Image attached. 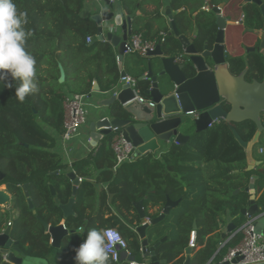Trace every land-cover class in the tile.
<instances>
[{"label": "trees", "instance_id": "16d2710c", "mask_svg": "<svg viewBox=\"0 0 264 264\" xmlns=\"http://www.w3.org/2000/svg\"><path fill=\"white\" fill-rule=\"evenodd\" d=\"M120 1L124 10L136 20L133 34H143L146 40H152L160 32L168 31L167 26H161L164 19L162 0ZM15 3L20 11L27 14L25 27L31 36L26 42V50L37 61L38 90L21 102L15 96L14 87L7 88L0 84V170H12L5 171L6 177L0 182V188L5 186L13 198V209H20L22 201H26L22 186L30 185L37 214L29 211L28 205L22 210L20 223L26 231L18 240L27 257L47 259L54 249L38 217L49 225H60L64 218L59 205L69 202L73 188V183L67 177L69 166L54 152L57 140L52 134L63 132V91L68 88L76 94H87L93 87L95 77L103 91H107L118 84L120 72L110 43L98 41L95 47L86 44L87 37L96 36L98 28L90 17H81L84 0H15ZM145 3L153 7L152 15L148 17L150 19L138 15ZM200 3L201 0H171L170 6L174 12L183 9L175 15L181 34L190 36L194 33L200 43L208 39L212 47L217 34L215 14L201 12L195 17L191 16L196 12L192 7L200 9ZM214 4L217 5L218 1ZM151 24H158L159 31L153 32ZM248 27L254 28L250 22ZM162 49L166 56L179 57L183 53L178 38L170 34L162 43ZM252 55L246 58L228 56L230 72L238 76L248 69L247 81L261 82L264 78V58L260 53ZM66 59L71 63L72 70L83 71L87 77H79L73 84L69 81L60 84V66H63L68 80ZM149 61L148 57L139 56L137 63L147 62L148 66ZM104 64L107 72L101 70ZM188 72L193 74L190 68ZM144 73L137 78V86L146 97L145 91L150 84L142 80ZM11 82L19 84V81ZM110 111L118 114L119 108L112 106ZM262 119L264 125V116ZM233 128L245 142L251 141L257 132V126L252 121L232 124V127L223 121L207 132H186L190 136L186 145L174 144L160 156L148 154L119 167H116L111 147L113 136L107 137L100 146L102 150L98 156L88 155L75 168V173L84 181L76 195L74 209L77 215L65 221L70 235L64 240L61 252L71 257L68 264H75V248L92 228L117 229L126 240L131 255L138 257L141 240L134 229L140 225V218L134 204L143 201L147 217L155 219L161 215L168 198L187 204L176 216L177 230L173 235L170 230L158 235V227L170 216L151 229L149 236L153 244L168 237V241L157 250L158 257L167 260L168 264H185V258L180 256L189 247L196 223V247L200 249L191 259L192 264H208L219 249L214 260H222L230 247L239 244L241 236L236 235L223 248L219 246V235L206 238L220 230V223L225 224L229 219H234L236 226L241 224L245 218L241 212L250 205L251 195L246 189L253 176L258 177L256 194L264 189V157L257 153L259 148L264 149V133L254 149V158L260 164L255 170L248 171L246 152L236 139ZM89 168L100 172L97 182L107 183V190L99 193L96 185L87 181ZM193 189H200L201 193L190 201L189 191ZM108 193L116 194L111 205H108ZM99 199L98 216L87 215L88 210L96 209ZM258 205L264 207V190ZM111 209L119 217L112 215L105 218ZM9 217V212L0 214V231L6 228ZM81 227L87 229L83 228L84 232L78 233ZM110 264L116 263L110 260Z\"/></svg>", "mask_w": 264, "mask_h": 264}, {"label": "water", "instance_id": "95a60500", "mask_svg": "<svg viewBox=\"0 0 264 264\" xmlns=\"http://www.w3.org/2000/svg\"><path fill=\"white\" fill-rule=\"evenodd\" d=\"M171 1V0H170ZM120 7L116 9V7ZM213 13L216 14L217 34L212 47L208 39L200 43L197 36L189 37L178 29L175 21L174 11L167 6L165 15L170 22V35L178 38L183 53L182 63L176 62V56H166L162 45H158L154 52L148 54V74L142 80L148 81L149 89L145 91L148 102L140 103L136 100V92L129 85H124L118 95L111 96L102 102V107L110 108L118 106L119 113L109 111L103 113L97 122L90 125V143L97 148L101 136H112L115 131L123 134L124 138L135 147V158L148 154L156 155L161 151L162 146L167 151L172 145H186L190 136L186 132L193 130L196 134L207 132L209 126L214 122L225 121L232 127V124H239L245 121H252L257 126L254 138L245 142L239 133L233 128L234 135L247 155L248 171L255 170L260 162L254 158V149L260 143L264 133V78L261 82L247 81L248 69L240 75L235 76L230 72V65L226 56V31L235 22H227L219 7L210 4ZM111 12L103 11L92 16V20L99 26L98 39L107 41L116 48L121 55L125 54V45L133 34L135 18L124 10L120 0L117 5L112 6ZM178 14V13H177ZM140 16V13H138ZM105 23L110 27L103 28ZM144 23V22H142ZM141 23V24H142ZM103 28V29H102ZM122 30V36L115 31ZM106 31V32H105ZM264 58V36L257 50ZM179 56V57H180ZM158 59V69L152 60ZM193 70V74L188 72ZM59 83L66 82V72L60 66ZM123 72L121 75L125 76ZM95 91L99 92L96 86ZM154 104V107L151 106ZM229 107V110L227 109ZM28 147V146H27ZM162 152V153H164ZM6 174L0 170V182ZM67 177L73 183L72 198L67 204H60L64 220L75 217V203L77 191L81 185L80 178L75 172H69ZM258 177L253 176L246 191L251 195L250 205L241 212L244 217H260L264 214V208L256 203V181ZM30 185L22 186L29 211L37 214L35 204L31 198ZM113 194L110 198H113ZM13 202L11 195L0 190V209H5ZM59 204V200L56 199ZM182 200L173 201L168 198L161 215L158 218L150 219L144 210V202L134 204L140 218V225L135 232L141 240V255L145 264H168L167 260H161L157 250L163 246L168 237H164L156 244L150 242V230L161 224L170 214L178 208ZM44 231L51 238V246L60 250L64 239L70 234L65 224L52 226L38 217ZM222 226V223H220ZM194 224V231H197ZM237 230L233 223L227 225L222 234V240L228 233ZM0 256L4 263L25 264L27 255L22 251L18 240L12 238V229L8 227L0 231ZM136 256H129L126 252L121 253V260L125 262L136 261ZM240 258L232 262L222 264H236ZM211 260L208 264H212ZM185 264H192L191 257L186 258Z\"/></svg>", "mask_w": 264, "mask_h": 264}, {"label": "crops", "instance_id": "0c3cea01", "mask_svg": "<svg viewBox=\"0 0 264 264\" xmlns=\"http://www.w3.org/2000/svg\"><path fill=\"white\" fill-rule=\"evenodd\" d=\"M208 1H210V0H201V3L199 4L200 9L193 6L192 9L194 11H196V12L194 13V15H191V16L192 17H195L198 14H200L201 12H204L202 10V7ZM170 2H171L170 0H162V5H163L162 14L164 16V19H163V23L161 24V26H162V28H164L165 26L168 27V31L166 32V33H168V35L170 34V22H169L168 18L165 15V10H166L167 6H170ZM228 2L229 3L226 2V3H223L222 5L225 6L226 4H228L227 7H226V9L224 11L226 13V16L227 15H230L231 16L229 18L231 20H234L235 21V24L233 26H229L228 29H227V31H226V38H225L226 39V49H227L228 53L231 56H234V57L235 56H243L244 57V56H246L244 50H245V48L247 46H252V44H253V38L251 37L252 35H250L248 37H250L251 39L244 41V38H245V36H244V30H243L242 26L239 23V21L241 19V14L239 13V10H238V6L241 4V0H228ZM117 3L115 5H117ZM119 8L120 7H118V6L116 7V9H119ZM196 9H198V10H196ZM141 10L142 11H139L140 15L141 14L142 15H145V18L150 19L148 17L152 15V11H153L152 5H150L148 3H145L143 5V7L141 8ZM102 12H103L102 11V7H101V5L99 3L95 2V1H91V0H89V1L84 0V5H83L82 11H81V17L82 18H89L90 17L92 19V16L96 15L97 13H102ZM179 12L180 11L174 12V14H177ZM95 24H96V26L98 28V31H99L98 24L96 22H95ZM151 25H152V31L153 32L159 31V28L160 27L158 28V24H151ZM110 26H111L110 23H105L104 26H103V28L106 29V28H108ZM144 31H146V29H144ZM115 32L117 34H119L120 36H122V30L120 28L118 30H116ZM161 33L162 32H160V34ZM189 35H190L189 37H194L195 36L194 33L193 34H189ZM89 37H92V36H89ZM92 38H93V40H92L91 43L88 42V40H87L88 37L86 39V44L88 46H90V47L97 46L98 45L97 44L98 41L99 42H107V41H100L98 39V33H97L96 36H93ZM107 43H109V42H107ZM111 46H112V44H111ZM114 53H115V57H116V54H118V55H120L122 57V60L124 62L123 70L128 75H130L133 78L137 79L138 77H141L142 76L141 73L143 71H145L144 76H146L148 74L147 62L146 63H142V64H138L137 63L138 57H139L138 55H134V54H124V55H121L116 48H114ZM66 61H67V63L69 62L68 59H66ZM152 61L155 64V70H157L158 69V59H154ZM116 65H117V63H116ZM68 66H69V70H67V77H68V80H66L67 82L69 81V83L73 84L75 82V80H77L79 77L80 78H82V77L83 78H86L87 77L86 74H85V72H83V71L81 72V71L72 70L71 63H68ZM98 67L99 66L97 65L96 68H98ZM117 68H118V70L120 72V77H121V73L122 72L120 71V69H119L118 66H117ZM101 70H103L104 72H107V66L104 64L102 66ZM98 83H99L98 82V78L95 77L93 79V87H92V89L90 90L89 93L86 94L87 95V104H88V107L87 108H88L89 114H88V118H87V123L85 124V126L82 127V129L80 131V134L77 137H75L74 139H72L70 142L63 143L62 134H57L56 132H53L52 133L54 135V137L56 138V140H57L56 146L54 148V152L57 153V154H59L61 156L63 162L69 166V168L67 170L68 173L69 172H72V171L75 172L76 166L77 165L79 166L80 164H82L86 160V158H87L88 155L93 154V156L95 157V156H98L99 153H101L100 150H102V149H101L100 146H101L102 142L105 139L104 140H100V142L98 143L97 148H93L91 146V143H90L91 142L90 141L91 139H90V131H89V128H90V125L93 122H97L101 118V115L103 113H106V112H109L110 111V108L102 107V102L104 100L110 98L111 96H113V94H114V91L113 90H114L115 87L118 86L119 82H118V84L116 86H114L112 89H109L107 91H103L102 87ZM96 86L99 87V92L95 91ZM68 91L70 93L74 94L69 89H68ZM137 91H138V96L140 98H144V99L148 100V98L145 97L140 92V90H138V86H137ZM112 136L114 137V135H112ZM165 148L166 147L163 145L161 151L158 152L156 154V156H160L162 154V152H164ZM257 153H258L259 156L264 157V149L263 148H259L257 150ZM89 173H90V177L87 178V181H89L92 184H95L96 187L98 188V192L99 193L102 190H107L108 189L107 183H98L97 182V177L99 176L100 172H98L94 168H89ZM79 178H81V177H79ZM81 179L84 181L83 178H81ZM4 188H5L4 191H7L6 190V187H4ZM0 190H3V187L0 188ZM263 190L258 195L256 194V203L257 204H258L259 197L263 193ZM189 192H190V194H189V196H190L189 197V200L191 201L195 195L201 193V190L200 189H193V190H190ZM111 194L114 195L113 198H110V195ZM108 195H109L108 205H111L113 199L116 197V194L115 193H108ZM100 203H101V199L97 200V202H96V209L94 211L88 210L87 211V215H89L91 213V214H93V216L94 215L95 216H98L97 215V213H98L97 211H98V209L100 207ZM186 204H187V202L184 201L178 208H176L171 213L170 216L174 215V213L176 211L181 212L185 208ZM259 207L260 208H264V207H262L260 205H259ZM13 208H14V204L12 202L7 207V209H6V210H8L7 212L10 213V217H9L10 219L8 220V223H6V228L5 229H7L9 227V223H12V225L10 226V228L12 229V238H14L15 240H18L19 236L23 235L25 233L26 229L25 228H22V226H21L22 225L20 223L21 215L18 212L19 211V208L18 209H13ZM1 213H4V209H2ZM112 215L119 217V215L114 210H112L111 213L108 212L105 215V218L111 217ZM237 217H240V215L237 216ZM233 221H234V219H229L225 224H222V226H220V230H218L216 233L208 236L206 239H209L210 237H213L215 235H219V241H220L219 242V246H220V248L225 247V245L227 243H229L233 239V237H235L237 235L238 230L245 223L246 217L244 218V220H242L241 224L237 225V230L236 231L231 232V233H228L227 236L222 240V234L224 232V229L227 227L228 224L233 223ZM61 224H66L65 223V220H63L60 223V225ZM257 226H258L259 232L264 235V214L262 216H260V218L258 220ZM83 228L82 227L79 228L77 230V232L78 233H83L84 232V229H87L86 227L84 229ZM135 230L136 229H134V231ZM193 232L196 233V231H193ZM191 236H192V233H191ZM150 242L152 244L154 243L151 239H150ZM63 243H64V241H63ZM63 243H62V245H63ZM50 245H51V238H50ZM230 248H232V247H230ZM199 249H200V247L197 246L195 248H192L190 246V244H189V247L185 249V251L180 256V258L184 257L185 258V262H186V258L188 256H190L191 259H192L194 257V255L196 254V252ZM61 250H62V247H61L60 250L54 249V251H52L51 255L47 259H40V260L45 261V264H57V263H59V264H68L70 262L71 257L67 253L61 252ZM220 250L221 249L218 250V252L214 256V258L212 259L213 260L212 264H222L223 263L224 258H225L226 255H224L223 259L220 260V261L214 260ZM140 253H141V250H140ZM139 256H141V260H139V258H138ZM138 257H137L136 261L137 262H143L142 255L139 254ZM33 259H38V258L28 257L25 260V264H32V260ZM0 264H9V263H4L3 260H2V257L0 256ZM170 264H172V263H170Z\"/></svg>", "mask_w": 264, "mask_h": 264}, {"label": "built area", "instance_id": "2783aa9c", "mask_svg": "<svg viewBox=\"0 0 264 264\" xmlns=\"http://www.w3.org/2000/svg\"><path fill=\"white\" fill-rule=\"evenodd\" d=\"M89 1V0H86ZM99 3L102 7V11L111 12L112 6L118 2V0H91ZM205 11H208L207 8H204ZM168 37V33L162 32L157 38L152 40H146L143 34H132L129 37L128 42L125 45V54H134L140 57H148V54L154 52L158 45L162 44L165 39ZM88 42L91 43L93 38L88 37ZM116 63L120 71L123 73L124 62L122 57L116 54ZM183 56L177 58L176 62L182 63ZM121 73V74H122ZM124 85H129L136 92L138 80L132 76L126 74L125 76L120 77L119 84L114 88V95L117 96L119 91ZM136 100L140 103L148 102L144 98H140L136 94ZM63 106H64V123H63V133L62 139L63 143H68L75 137L80 134V131L83 126L87 123L88 118V104H87V95L86 94H72L68 90L63 91ZM151 106L154 107V104L151 103ZM219 122H214L209 126V129L213 128L214 125ZM114 137L112 140V150L116 158V167H119L126 163L133 162L135 158V147L132 143H129L119 131L114 132ZM107 137L102 135L101 140L106 139ZM83 180L80 178V182ZM260 217H246V221L243 226L238 230L237 235L241 236L239 244L233 248H229L225 254L223 262H232L240 258L236 264H264V235L258 230V220ZM12 223H9V227ZM114 229V228H109ZM120 235V242L116 243L110 250V256L114 263L120 264L121 253L126 252L128 257L131 256L130 251L128 250V244L123 238L121 233L115 229ZM190 246L192 248L196 247V233L192 232ZM223 246V245H222ZM128 264H145L144 262L137 261H125Z\"/></svg>", "mask_w": 264, "mask_h": 264}, {"label": "clouds", "instance_id": "9594fccd", "mask_svg": "<svg viewBox=\"0 0 264 264\" xmlns=\"http://www.w3.org/2000/svg\"><path fill=\"white\" fill-rule=\"evenodd\" d=\"M27 14L17 8L15 0H0V84L15 88L16 98L23 102L38 90L35 57L26 50L31 32L26 30ZM19 81V84L9 81ZM120 242L115 229L92 228L75 248V264H110V250ZM32 264H45L33 259Z\"/></svg>", "mask_w": 264, "mask_h": 264}, {"label": "flooded vegetation", "instance_id": "af4514ba", "mask_svg": "<svg viewBox=\"0 0 264 264\" xmlns=\"http://www.w3.org/2000/svg\"><path fill=\"white\" fill-rule=\"evenodd\" d=\"M218 1V4H214V2ZM210 0L208 1L203 7L202 10L205 13L210 14L211 12H213L212 7L210 6V4H213L216 7H219L222 10V14L224 16V18L226 19L227 22H235L234 20H231L229 17H231L230 15L226 16L225 13V9L227 7L228 4H226L225 6H223V3H229L228 0ZM204 8H207L208 11H205ZM183 9L179 10L180 12ZM238 10L239 13L241 14V19L239 21L240 25L242 26L243 30H244V41L245 40H249L251 39L250 35H252L251 37L253 38V44L252 46H247L244 50L245 55L246 56H235V57H249L251 54H253L252 56H255V54H258L259 52L257 51L260 47L261 44V40H263V36H264V0H241V4L238 6ZM179 12V13H180ZM239 14V15H240ZM216 16V14H215ZM248 22L252 23L253 25V29H250L248 27ZM218 31V29H217ZM196 32V31H195ZM248 37V38H247ZM226 40V39H225ZM209 44V42H208ZM226 56H227V60H228V56H231L227 49H226ZM2 209H0V214ZM4 212L5 211L4 209Z\"/></svg>", "mask_w": 264, "mask_h": 264}, {"label": "rangeland", "instance_id": "374dc122", "mask_svg": "<svg viewBox=\"0 0 264 264\" xmlns=\"http://www.w3.org/2000/svg\"><path fill=\"white\" fill-rule=\"evenodd\" d=\"M204 16H206V15H204ZM211 18H213V16L211 17ZM264 141V140H263ZM61 157V156H60ZM2 162L0 161V164H1ZM2 170V172L3 173H5V171H12V170H8L7 168H1ZM21 177H23V176H21ZM5 186H3V190H5V188H4ZM2 188V187H1ZM37 202V201H36ZM35 207H36V205H35ZM27 208V203H26V201L25 200H23L22 201V207L19 209V213H20V215H21V213H22V210H24V209H26ZM179 214V211H176L175 213H174V215H172V216H170L169 217V219L163 224V225H160L159 227H158V235H161V234H163L164 232H165V230H170L171 231V234L173 235V233L174 232H176V230H177V222H176V216ZM22 228H24V227H22ZM150 232H151V230H150ZM139 258V260H141V256H139L138 257Z\"/></svg>", "mask_w": 264, "mask_h": 264}]
</instances>
